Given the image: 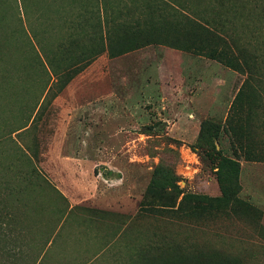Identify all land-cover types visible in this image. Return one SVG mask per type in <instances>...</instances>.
Here are the masks:
<instances>
[{
  "label": "rangeland",
  "instance_id": "obj_1",
  "mask_svg": "<svg viewBox=\"0 0 264 264\" xmlns=\"http://www.w3.org/2000/svg\"><path fill=\"white\" fill-rule=\"evenodd\" d=\"M207 1L0 0V264H264V32L243 87Z\"/></svg>",
  "mask_w": 264,
  "mask_h": 264
},
{
  "label": "trees",
  "instance_id": "obj_2",
  "mask_svg": "<svg viewBox=\"0 0 264 264\" xmlns=\"http://www.w3.org/2000/svg\"><path fill=\"white\" fill-rule=\"evenodd\" d=\"M190 12L191 15L183 12L182 15L187 18V20L199 24L205 30L209 31L211 37L220 38L225 42L229 51L223 48L221 51L214 49V51H212V56L236 68L238 71L246 72L248 77L243 83V87H245L248 80L253 78L255 64L253 65V62L249 59L248 51L243 45L238 43L240 38L235 30L238 22H244L250 27L254 34H259L262 31L264 32V0H208L205 10H197L195 7H192ZM230 40H232L233 43ZM232 121L228 118L226 122L231 123ZM231 130L233 140L235 142H242L240 137L235 135L232 127ZM246 157L249 160L259 159V157L253 158V156L248 153ZM234 163L235 161L231 158L222 157L217 165L218 171H220L225 164L233 165ZM6 188L8 190L7 194H11L12 187L9 182L6 183ZM223 194H225V191H223ZM262 229L264 230V227Z\"/></svg>",
  "mask_w": 264,
  "mask_h": 264
}]
</instances>
